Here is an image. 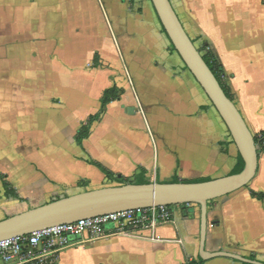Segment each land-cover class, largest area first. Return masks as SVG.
Returning a JSON list of instances; mask_svg holds the SVG:
<instances>
[{"label": "crops", "instance_id": "1", "mask_svg": "<svg viewBox=\"0 0 264 264\" xmlns=\"http://www.w3.org/2000/svg\"><path fill=\"white\" fill-rule=\"evenodd\" d=\"M170 2L189 38L201 37L216 55L251 133H264V0ZM162 29L150 0H0V121L8 125L23 109L45 136L41 146H34L32 130L16 135L13 150L0 144V175L8 174L22 199L37 191L27 188L23 160L45 178L39 193L105 180L87 159L125 178L144 169L150 183L231 174L238 153L228 131ZM113 84L121 98L79 147L78 128ZM29 151L44 152L43 162L23 153ZM251 193L264 194V153L247 187L209 203L207 252L264 263V199ZM170 211L155 240L148 230L113 235L110 227L96 241L70 239L47 264H198L199 207ZM202 264L243 263L215 258Z\"/></svg>", "mask_w": 264, "mask_h": 264}, {"label": "water", "instance_id": "2", "mask_svg": "<svg viewBox=\"0 0 264 264\" xmlns=\"http://www.w3.org/2000/svg\"><path fill=\"white\" fill-rule=\"evenodd\" d=\"M150 2L178 57L225 125L243 162L242 171L202 183L126 184L74 194L1 220L0 242L113 213L155 207L196 205L200 209L199 258L202 261L226 258L243 264H264L233 253L222 251L209 253L205 250L208 205L212 201L247 187L254 180L258 172L257 146L242 114L235 103L227 98L203 61L170 0H150Z\"/></svg>", "mask_w": 264, "mask_h": 264}, {"label": "built area", "instance_id": "3", "mask_svg": "<svg viewBox=\"0 0 264 264\" xmlns=\"http://www.w3.org/2000/svg\"><path fill=\"white\" fill-rule=\"evenodd\" d=\"M171 220L168 207H155L124 211L79 220L55 226L28 236L0 242L2 264H47L61 250L71 245L70 239L96 241L107 236L111 227L113 235H132L137 230H148L155 240L154 231L160 224Z\"/></svg>", "mask_w": 264, "mask_h": 264}, {"label": "trees", "instance_id": "4", "mask_svg": "<svg viewBox=\"0 0 264 264\" xmlns=\"http://www.w3.org/2000/svg\"><path fill=\"white\" fill-rule=\"evenodd\" d=\"M162 31L165 34L163 29H162ZM192 42L195 44L194 41H192ZM196 47H197V50L200 53L203 61L205 62L207 67L211 70L213 75L215 76L216 80L220 84V86H221L223 92L225 93V95L227 96V98H229L232 102H234V100H235L234 95L231 92V88H230L229 84L227 83L226 80L222 79L223 69H222V66L220 65L216 55L211 51L208 44L205 42H203L200 47H198V46H196ZM170 48L173 52H175L171 43H170ZM98 64H99L98 63V57L95 56L93 59V62H92V66L94 68H97L99 66ZM185 69H186V67H185ZM121 95H122V90L117 88L116 85H114V84L111 85L110 87L106 88L102 92L101 97L99 98V109L97 110V112L95 114L89 116V118L87 119V121L85 123H82L80 125V127L78 128V130L75 134L74 141L79 147H82L83 142L89 138V136L91 134L92 126L96 123L101 122V120L103 119V116L105 115L106 107L111 102L119 100L121 98ZM260 134H261V137L264 139V133H260ZM254 140H255V144L257 146V153H258V157H259V153L261 152V150L264 151V147L261 148V146L259 145V140L257 139L256 136H254ZM86 163L97 168L103 174L104 178L107 181L115 183V184H117V186L126 185V184H137V185L150 184V181L146 180L144 178V173H145L144 169H139L140 173L135 175L133 178H125L122 175L115 174V173L111 172L110 170L106 169L103 165H101L100 163H98L92 159H87ZM242 169H243V162H242L240 156L237 154L236 164H235L233 170L231 171L230 175L238 174L242 171ZM210 180H211L210 178H200V179H194V180H179L177 177H175L169 183H202V182H207ZM0 181H1V186L3 189V195L6 198H13L19 202H24V199H22L12 189L11 185L7 182L6 175H0ZM88 185H89V181L85 180V179H81L77 183V186L80 187L81 189H83V192L86 191V188ZM251 195H252V197L258 199L259 201H263V199H264V194H262V193L261 194L251 193ZM55 200H58V199H55ZM55 200H53V201H55ZM53 201H51V202H53ZM181 206H186V205H181ZM168 208H169V210H171V208H173V207H168ZM247 259L255 261V258L253 256L248 257ZM198 262H199L198 264L203 263V261L200 259L198 260ZM191 264H197V263L193 262Z\"/></svg>", "mask_w": 264, "mask_h": 264}, {"label": "rangeland", "instance_id": "5", "mask_svg": "<svg viewBox=\"0 0 264 264\" xmlns=\"http://www.w3.org/2000/svg\"><path fill=\"white\" fill-rule=\"evenodd\" d=\"M194 40H195V45L198 47H200L203 43L201 37H197ZM222 73H223L222 79L228 81V79L226 78V76L224 74V71ZM22 110L23 109H19V111H16V113H14V115H16L19 118L18 119L12 118L9 121L8 125L5 124V121H3L4 119L0 121V131H1L0 144L3 143V145H4L6 143L5 145H7V147H10L12 150L14 149L15 145L18 144V142H19L20 135L19 136H16V135L20 134L24 131H26V132H28L29 130L34 131L32 136H35L38 134L37 137L35 136L32 139L34 146L35 145L41 146L44 142V139H45V136L41 133L42 132V125H40V123L36 119L34 122L32 117H31L32 121L30 123V121H29L30 119L23 115V113H25L26 111H22ZM226 131H227V129H226ZM254 136H256L257 139L259 140V145L261 146V148L264 147V139L261 137V134L258 133V134H255ZM15 140L17 143H15ZM16 147H19V145H17ZM222 148H224V147L221 145V148L219 147V149H222ZM4 150H6V149H4ZM23 153L27 154V156L30 155L28 157L30 159L31 158L34 159V157H35L37 162H39L38 164H41L43 162L41 160V158L44 160L43 157L45 156L44 152L43 153H41V152H37V153L34 152L33 153V152L29 151V153L28 152H23ZM263 153H264V151L261 150V152L259 153V156L263 155ZM2 164H4V162H2ZM20 164L23 165L22 169L24 170V173L27 172V174L29 175V177L31 179L27 188L30 190L32 188L33 189L36 188L38 193H39L41 191L40 189H42L40 187L41 184H39V183H41L42 181L44 182L45 178L43 176L37 175V173H39L38 170H35V167H32L31 165H29L30 162L27 163L23 160L22 163H20ZM1 169H3V168H0V172H2ZM4 173H6V172H4ZM6 175H7L8 181H9V176H8V174H6ZM20 177L21 176L18 173H17V175L13 176V178H16V179H19ZM33 177H36L37 179H33ZM37 180H38V182H36ZM91 180H92V184L87 186L86 191L117 186V184L109 182L106 179L100 183L95 178H92ZM35 183H38V186ZM48 187L52 188L50 185H48ZM52 189H53V191H51L49 193L46 192L47 194L46 193H39L38 195H41V196H38L36 194L37 191L35 190L36 193H32L31 197H29L27 200H24V202H19L13 198H6L3 195V191H2L1 185H0V221L6 219L8 217L20 214L22 212L28 211L30 209L40 207L42 205L50 203L51 201H53L55 199H61L64 197L72 196L74 194H78V193L83 192V189H81L78 186H76L72 189H64V188L61 189V188H56V187L52 188Z\"/></svg>", "mask_w": 264, "mask_h": 264}]
</instances>
